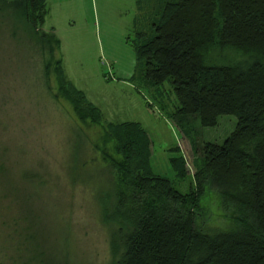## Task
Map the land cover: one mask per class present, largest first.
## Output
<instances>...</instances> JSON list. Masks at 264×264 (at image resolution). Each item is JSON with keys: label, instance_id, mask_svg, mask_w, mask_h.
Masks as SVG:
<instances>
[{"label": "rangeland", "instance_id": "1", "mask_svg": "<svg viewBox=\"0 0 264 264\" xmlns=\"http://www.w3.org/2000/svg\"><path fill=\"white\" fill-rule=\"evenodd\" d=\"M152 1L47 0L36 32L20 0H0L1 264H118L124 251L127 229L114 218L115 169L96 148L97 130L81 124L59 94L57 65L100 109L102 127L139 122L152 142L155 171L181 191L192 183L191 152L168 117L175 101L170 86L155 95L136 78L142 62L132 44L152 34ZM204 54L215 65L264 64L260 52L217 43ZM234 125L224 115L200 131L221 142ZM176 144L188 164L183 179L168 165ZM225 187L213 183L208 191L197 219L203 232L242 230L235 202L221 194ZM247 223L259 231L252 214Z\"/></svg>", "mask_w": 264, "mask_h": 264}, {"label": "trees", "instance_id": "2", "mask_svg": "<svg viewBox=\"0 0 264 264\" xmlns=\"http://www.w3.org/2000/svg\"><path fill=\"white\" fill-rule=\"evenodd\" d=\"M46 1L20 0L36 32L45 20ZM152 4L157 9L152 34L141 33L132 44L142 62L136 78L155 95L160 87L170 86L175 101L168 117L180 142H187L195 169L187 191L155 171L152 142L139 122L102 127L100 109L57 65L59 94L81 124L97 130L96 148L115 169L114 218L127 229L118 264H264V64L215 65L204 54L217 43L264 56V0ZM224 115L235 118L234 128L221 142L205 139L200 130L215 127ZM185 162L178 145L172 146L168 165L176 179L188 173ZM213 183L226 186L221 194L235 202L242 230L207 233L198 228ZM251 214L259 231L248 228Z\"/></svg>", "mask_w": 264, "mask_h": 264}]
</instances>
